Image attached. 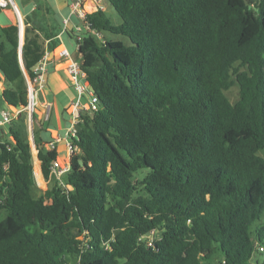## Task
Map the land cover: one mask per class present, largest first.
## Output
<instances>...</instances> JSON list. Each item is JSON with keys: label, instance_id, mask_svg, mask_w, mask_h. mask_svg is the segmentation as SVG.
<instances>
[{"label": "trees", "instance_id": "obj_1", "mask_svg": "<svg viewBox=\"0 0 264 264\" xmlns=\"http://www.w3.org/2000/svg\"><path fill=\"white\" fill-rule=\"evenodd\" d=\"M30 1L24 65L19 25H0L2 97L20 109L0 131V264H264V1L104 0L120 21L94 10L77 40L98 108L60 179L33 113L40 192L25 73L61 25Z\"/></svg>", "mask_w": 264, "mask_h": 264}, {"label": "crops", "instance_id": "obj_2", "mask_svg": "<svg viewBox=\"0 0 264 264\" xmlns=\"http://www.w3.org/2000/svg\"><path fill=\"white\" fill-rule=\"evenodd\" d=\"M75 0H45L52 9L55 11V17L61 25V31L58 33L60 43L54 46L53 49L48 50L47 60V74L45 81L37 87L36 98L38 113L36 114V126L40 131V136L45 141L46 148L49 149V142L55 138L61 140L57 143V150L59 152L58 160L62 159V163L71 162L72 156L66 147V134L71 126V115L73 111L72 102L80 99L84 101V97H80L73 86L72 80L68 74L69 59L61 56V50L67 44L64 40L65 32L70 36V30H73L74 25L78 22V18L74 19V15L71 12V4ZM106 10V2H104ZM36 7L34 1L24 3L23 0H11V4L3 8L0 13V25L18 24L21 29V25H24V19L27 14L31 13ZM68 8V14H64V10ZM86 9L89 12H93V8L90 3H86ZM76 16V15H75ZM77 17V16H76ZM24 40V38H23ZM1 71V70H0ZM26 78L28 81V74ZM5 88L4 75L1 71L0 76V97ZM3 98V97H2ZM50 103L52 105L50 118H45V105ZM35 109V110H36ZM35 112V111H34ZM33 112V113H34ZM33 113L29 112L30 121L34 124ZM28 116V124H29ZM68 118V119H67ZM66 120L70 122V126L66 125ZM8 128V124H1L0 131ZM42 131L47 132L49 138L46 139L45 135H42ZM64 131V132H63ZM65 153H61L63 151ZM80 154L78 149L76 156ZM61 161V160H60Z\"/></svg>", "mask_w": 264, "mask_h": 264}, {"label": "built area", "instance_id": "obj_3", "mask_svg": "<svg viewBox=\"0 0 264 264\" xmlns=\"http://www.w3.org/2000/svg\"><path fill=\"white\" fill-rule=\"evenodd\" d=\"M264 1V0H263ZM90 3L91 7L94 10L104 9V0H75L71 4V12L75 14L78 18V21L81 23H76L74 25V33L77 37V40L82 39L81 31L91 30L90 24L88 22V14L90 13L86 9V3ZM11 4V0H0V6L6 8ZM98 36V35H97ZM49 51L47 50L41 60L35 65L33 70V75L28 74V89H29V103L27 109H31L33 113L37 106L36 92L37 87L45 81L47 74V60H48ZM61 56L69 59L68 65V74L72 80L75 91L80 97H84L86 100L81 101L80 99L72 102V115H71V126L66 134V147L72 156L75 155V152L79 149L75 145L74 139L77 138V124L80 120L81 113L84 112H94L98 108V100L95 96L94 90L91 88L87 80V73L83 69L81 60L77 59L75 54H72L68 47L64 46L61 50ZM52 105L50 103L45 105V118L48 120L50 118ZM20 112V109L16 108L15 112H9L6 110L2 111L3 120L1 124H9L10 121L17 116ZM61 139L55 138L49 142V149L56 148L57 143ZM70 169V162L62 163L59 160L54 161L51 167V176H56L61 178L68 170ZM155 230L151 232L150 235L144 236V238L151 245L154 241ZM263 249V247H261Z\"/></svg>", "mask_w": 264, "mask_h": 264}, {"label": "rangeland", "instance_id": "obj_4", "mask_svg": "<svg viewBox=\"0 0 264 264\" xmlns=\"http://www.w3.org/2000/svg\"><path fill=\"white\" fill-rule=\"evenodd\" d=\"M256 1V0H253V2ZM89 3V2H88ZM94 10V9H93ZM106 10L107 12L109 13V15H111L115 21H120V17L118 16V14L116 13V11L114 10V8L112 7V5L110 4H107L106 3ZM69 12V9L66 8L64 10V14H68ZM74 19H77V17L74 15ZM78 20V19H77ZM78 23H81L78 21ZM85 32V29H83L81 31V35H83ZM24 38V25L22 24L21 25V29H20V39H23ZM77 37L76 36H69L66 32L64 34V40L67 44V47L69 48V50L71 51L72 54H75L76 58L77 59H80L79 57V53H78V44H77ZM99 40H101V36H98L97 37ZM0 76H1V71H0ZM226 94L228 95V97L233 101L235 102L238 98H239V87L237 85H233L230 89H228L226 91ZM86 99H84L85 101ZM3 110H6V111H9V112H15L16 111V107H11L9 106L4 100L2 97H0V120H3V116H2V111ZM29 112H31V109H28V116L30 115ZM38 113V110L36 109L35 110V115ZM68 119V118H67ZM66 125L69 127L70 126V122L68 120H66ZM64 132V131H63ZM29 133H30V142H31V148H32V153H33V163H34V173H35V177H36V180H37V186H38V189H39V192L40 191H44L47 189L48 187V184H49V180H47L43 174V171H42V167H41V174H42V181L39 180V174H38V171H39V158H38V149L36 147V143H35V137H34V124L33 122L30 121V116H29ZM42 135H45V138L48 139L49 138V135L47 134V132L45 131H42ZM66 151L64 150L63 152L61 153H65ZM262 156H264V149L261 150L259 152ZM75 155H76V152H75ZM61 160V161H60ZM59 161L62 162V159H60ZM40 166H41V162H40ZM47 201L50 202L51 201V198L48 197L47 198ZM71 261V260H70ZM221 257L220 259L219 258H213L211 260L208 261V264H221ZM70 264H72V262H70Z\"/></svg>", "mask_w": 264, "mask_h": 264}, {"label": "water", "instance_id": "obj_5", "mask_svg": "<svg viewBox=\"0 0 264 264\" xmlns=\"http://www.w3.org/2000/svg\"><path fill=\"white\" fill-rule=\"evenodd\" d=\"M23 43H24V40L21 39V41H20V59H21L22 64L24 65L23 52H22Z\"/></svg>", "mask_w": 264, "mask_h": 264}]
</instances>
